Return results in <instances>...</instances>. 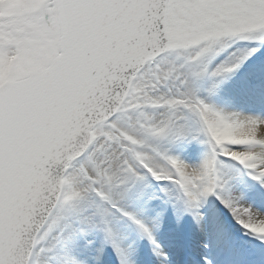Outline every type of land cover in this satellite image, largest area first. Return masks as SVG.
<instances>
[{"label": "snow or ice", "instance_id": "1", "mask_svg": "<svg viewBox=\"0 0 264 264\" xmlns=\"http://www.w3.org/2000/svg\"><path fill=\"white\" fill-rule=\"evenodd\" d=\"M0 264H264V0H0Z\"/></svg>", "mask_w": 264, "mask_h": 264}]
</instances>
